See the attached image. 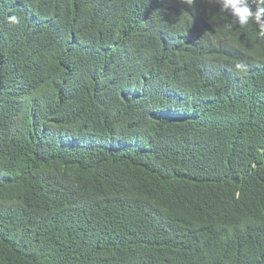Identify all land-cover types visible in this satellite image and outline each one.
<instances>
[{
    "label": "trees",
    "instance_id": "16d2710c",
    "mask_svg": "<svg viewBox=\"0 0 264 264\" xmlns=\"http://www.w3.org/2000/svg\"><path fill=\"white\" fill-rule=\"evenodd\" d=\"M257 33L216 0H0V264H264Z\"/></svg>",
    "mask_w": 264,
    "mask_h": 264
},
{
    "label": "clouds",
    "instance_id": "9594fccd",
    "mask_svg": "<svg viewBox=\"0 0 264 264\" xmlns=\"http://www.w3.org/2000/svg\"><path fill=\"white\" fill-rule=\"evenodd\" d=\"M189 4L192 0H186ZM222 12H227L233 23L240 27L248 26L250 21L258 28L257 36L264 39V0H216ZM10 23H18L15 15L9 17ZM237 67H242L247 71V65L238 63Z\"/></svg>",
    "mask_w": 264,
    "mask_h": 264
}]
</instances>
